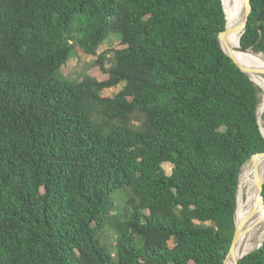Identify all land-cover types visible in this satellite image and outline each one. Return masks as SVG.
Wrapping results in <instances>:
<instances>
[{
    "label": "trees",
    "instance_id": "16d2710c",
    "mask_svg": "<svg viewBox=\"0 0 264 264\" xmlns=\"http://www.w3.org/2000/svg\"><path fill=\"white\" fill-rule=\"evenodd\" d=\"M250 3L239 44L264 54ZM225 25L221 0H0V264L223 263L264 152ZM111 35L108 79L57 78ZM239 264H264V240Z\"/></svg>",
    "mask_w": 264,
    "mask_h": 264
},
{
    "label": "bare ground",
    "instance_id": "6f19581e",
    "mask_svg": "<svg viewBox=\"0 0 264 264\" xmlns=\"http://www.w3.org/2000/svg\"><path fill=\"white\" fill-rule=\"evenodd\" d=\"M228 1L229 0H223L228 27V31L225 34V42L227 45L225 50L228 51L234 59L242 65L264 69V58L260 54L241 52L239 50L241 31L232 30V27L239 24L241 20V5L243 0H234L233 7L228 6ZM251 79L254 81L253 76H251ZM258 108L257 112L259 113ZM257 177L264 179V155L258 156L255 162L247 161L242 166L238 188H240V186L245 187V195L248 198V202L246 207L243 206L245 208H243L237 215L240 201L238 194L236 222L239 223L241 220L246 218L247 221L245 226L249 228V232L239 240L234 250L233 260H228L226 264H233L234 260H238L246 253L256 248L263 239L264 234L262 233V228L264 225V218L259 194L256 189Z\"/></svg>",
    "mask_w": 264,
    "mask_h": 264
},
{
    "label": "rangeland",
    "instance_id": "374dc122",
    "mask_svg": "<svg viewBox=\"0 0 264 264\" xmlns=\"http://www.w3.org/2000/svg\"><path fill=\"white\" fill-rule=\"evenodd\" d=\"M233 1H228V6L233 7ZM125 48L124 45L121 44L118 37L111 35L108 37L107 40L103 43V45L97 50L96 56H87L83 54L79 49H76L73 52L69 61L61 68L60 73L57 74V78L59 79H66L75 82H80L84 76H90L95 78L98 81H103L108 79V74L102 71L100 65L98 64L99 56H103L104 68L108 69L113 62V56L115 50H120ZM254 77L255 86L259 90L258 97H259V116H260V125L262 127V131L264 133V77L258 76ZM122 84L116 88L109 89L105 91V95L111 97L115 93H117ZM163 168L167 174L171 172V165L164 164ZM240 198H239V208L237 215L240 211L246 207L248 198L245 195V187L240 186ZM245 206V207H243ZM262 233L264 234V225L262 228ZM172 245V243H170ZM260 245V244H259ZM259 245L254 248L253 250L257 249ZM251 250V251H253Z\"/></svg>",
    "mask_w": 264,
    "mask_h": 264
},
{
    "label": "water",
    "instance_id": "95a60500",
    "mask_svg": "<svg viewBox=\"0 0 264 264\" xmlns=\"http://www.w3.org/2000/svg\"><path fill=\"white\" fill-rule=\"evenodd\" d=\"M221 1H222V6H223V0H221ZM251 9H252V7H251L250 0H243L242 5H241V20H240L239 24L232 27L233 31H241V33L243 32V30L245 29L246 24L248 22V19H249L250 13H251ZM223 10H224V6H223ZM224 13H225V10H224ZM225 19H226V15H225ZM227 31H228V27H227V19H226L225 30L219 34V43L221 45L223 52L232 60V62L244 74H246L249 77V79L255 85V82L251 79V76H262V77H264V69L258 68V67L242 65V64L238 63L228 51L225 50V47L227 46L226 42H225V34L227 33ZM239 50L241 52L260 54L264 58V54L262 52H256L252 49H243L242 47H240V44H239ZM257 117H258V124L260 127L261 134L264 137V133H263L262 127L260 125V116H259L258 112H257ZM261 155H264V152L260 153V154L253 155L248 161L255 162L257 157L261 156ZM241 169H242V167H241ZM256 182H257L256 183V189H257V192L259 194V199H260V203H261V206L263 209V218H264V198L262 195L263 194L264 179L257 177ZM238 187H239V183H238ZM237 196H238V188H237ZM236 211H237V204H236V210L234 213V221H235L234 236H233V240H232L231 246L229 248V251H228V253H227L222 264H226L228 260H233L235 247L237 246L239 240L249 232V228L245 226V223L247 221L246 218L241 220L239 223L236 222ZM263 240H264V235H263V239H262L259 247L262 245ZM250 252H248V253H250ZM248 253H246L245 255H247ZM245 255H243L241 258H243ZM241 258H239L238 260H234L233 264H239V260Z\"/></svg>",
    "mask_w": 264,
    "mask_h": 264
}]
</instances>
